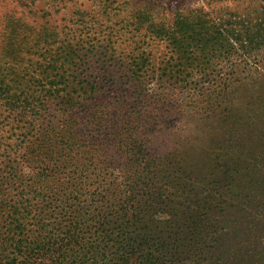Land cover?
Wrapping results in <instances>:
<instances>
[{"label":"trees","instance_id":"trees-1","mask_svg":"<svg viewBox=\"0 0 264 264\" xmlns=\"http://www.w3.org/2000/svg\"><path fill=\"white\" fill-rule=\"evenodd\" d=\"M218 11L175 14L152 31L171 53L158 83L171 81L182 89L176 122L189 111L211 114L221 106L220 98L234 94L238 71L250 76L264 68V12L253 18ZM142 19L139 14L138 26ZM148 62L138 57L132 67L144 73ZM210 71L221 75L212 77ZM245 85L247 107L254 113L246 124H256L264 119V105L255 102L258 84ZM143 86L145 79L138 77L134 92L120 96L136 111L135 125L163 100ZM120 99L113 104L116 111ZM73 100L67 105L74 106ZM69 111L72 119L75 110ZM110 113L89 136L81 127L38 134L31 145L33 190L23 184L21 202L10 209L0 264H256L253 257L264 254V157L248 166L246 181L238 185L234 177L223 184L198 180L183 164L148 151L155 136L148 138V128L144 134L139 127L137 152L101 172L87 155L99 148L89 143L109 123ZM233 230L245 239L239 234L228 239Z\"/></svg>","mask_w":264,"mask_h":264},{"label":"rangeland","instance_id":"rangeland-1","mask_svg":"<svg viewBox=\"0 0 264 264\" xmlns=\"http://www.w3.org/2000/svg\"><path fill=\"white\" fill-rule=\"evenodd\" d=\"M200 8L255 18L263 15L264 0H0L2 251L10 230V209L21 202L23 184L33 190L36 159L31 145L38 134L53 127L56 133L62 128H86L89 136L110 109V121L101 136L95 134L98 138L89 143L99 148L87 155L105 173L111 165L124 163L126 153L137 152L139 127L144 134L148 128V138L155 136L148 151L183 164L198 180L223 184L234 177L238 185L246 181L250 164L263 161L264 119L246 124L254 113L247 107L250 95L243 89L246 81L258 84L255 102L259 99L264 105V86H260L264 68L250 76L238 71L235 78L240 84L234 85L233 95L220 98L221 106L211 114L189 111L182 123L176 122L182 89L171 81H157L171 53L166 43L152 37V31L175 14L186 16ZM139 14L143 18L140 26L136 23ZM138 57L150 61L144 73L132 67ZM210 75L221 74L210 71ZM138 77L145 79L147 93L161 94L163 100L135 125L136 111L131 112L130 102L120 96L134 92ZM71 98L74 106L67 105ZM119 99L120 110L116 111L113 104ZM123 107L128 109L121 111ZM69 108L75 110L72 119ZM38 202L39 198L30 205ZM236 234L245 239L235 230L228 239H235ZM253 258L256 264H264V254Z\"/></svg>","mask_w":264,"mask_h":264}]
</instances>
